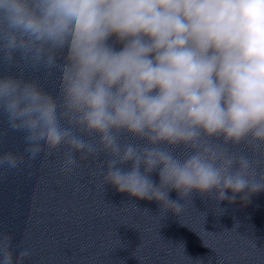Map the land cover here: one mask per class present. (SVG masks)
I'll list each match as a JSON object with an SVG mask.
<instances>
[{
  "label": "clouds",
  "instance_id": "clouds-1",
  "mask_svg": "<svg viewBox=\"0 0 264 264\" xmlns=\"http://www.w3.org/2000/svg\"><path fill=\"white\" fill-rule=\"evenodd\" d=\"M0 65L20 69L0 73V116L25 143L0 173L103 154V190L177 215L194 190L264 191V0H0ZM26 71L59 73L57 94ZM18 247L0 231V264H24Z\"/></svg>",
  "mask_w": 264,
  "mask_h": 264
},
{
  "label": "water",
  "instance_id": "water-1",
  "mask_svg": "<svg viewBox=\"0 0 264 264\" xmlns=\"http://www.w3.org/2000/svg\"><path fill=\"white\" fill-rule=\"evenodd\" d=\"M19 71L0 65V73ZM25 76L57 94L59 73ZM0 133V151L24 152L23 133L8 130L3 116ZM63 152L47 159L42 153L30 165L26 157L21 169L0 173V231L13 237L17 252L18 246L31 250L24 264H264V191L248 202L238 193L234 203H217L194 190L181 215L163 213L155 200L120 193L111 184L103 190L105 155L81 159L65 173ZM151 176L159 183L158 172ZM170 198H178L176 190Z\"/></svg>",
  "mask_w": 264,
  "mask_h": 264
}]
</instances>
